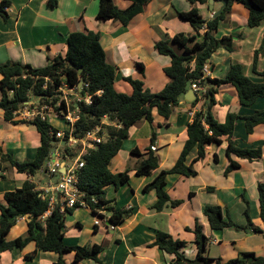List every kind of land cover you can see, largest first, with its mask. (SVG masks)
<instances>
[{"label":"crops","instance_id":"0c3cea01","mask_svg":"<svg viewBox=\"0 0 264 264\" xmlns=\"http://www.w3.org/2000/svg\"><path fill=\"white\" fill-rule=\"evenodd\" d=\"M2 1L9 2V11L7 17L0 14V65L14 62L28 64L36 69L44 68L53 59L66 55L69 34L92 31L100 34L107 62L116 68L115 89L127 95L133 93V87L125 80L126 77L142 80L144 88L151 93H159L170 83L171 79L166 75L165 69L171 65L172 59L159 54L155 44L162 40L170 41L179 34H196L192 25L178 16L179 12L197 8L205 20H210L222 7L218 0H215L212 10L209 2L192 4L188 0H152L143 13L137 15L128 26H123L117 21H102L97 18L101 0H58L57 5H53L50 0H0ZM114 2L120 9H127L131 5L128 0ZM205 12H208L207 16ZM248 19L249 11L245 6L241 3L233 4L219 31L213 35L218 38L232 36L234 50L227 52L220 49L216 52L206 66V77L222 79L233 64H240L245 75L253 82H263L262 76L255 73L253 68L255 52L260 49L264 38V24L250 28ZM170 44L175 52L182 53L179 46ZM257 70L264 72V53L259 55ZM1 79L0 74V81ZM1 98L0 90V100ZM215 99L217 104L212 108V113L220 123L226 121L229 113L244 118L264 112V97L251 106H243L236 88L231 84L222 85ZM203 105V99L194 106L184 96L170 118L160 116L154 109L152 123L142 119L130 128L129 138L123 142L120 152L109 165L112 173L127 171L129 181L119 188L113 185L108 187L106 198L112 201L109 207L115 211L131 209V216L122 224L114 226L109 221L111 213L102 211L101 216H96L89 208H79L73 214H68L72 217L68 222L70 224L65 220L66 245H102L104 251L100 257L105 264H172L174 255L158 247H151L157 233L167 232L173 238L185 241L187 246L183 252L193 260L197 256L198 245L192 230L198 221L210 239L209 245L216 246L214 254L208 246L207 254L210 258L229 261L242 252H253L264 257V222L258 192V184L264 183V124L248 133L245 120L239 119L233 138L239 148H261L262 158L251 162L239 159L234 154L228 157L226 138L220 145H209L205 158L193 166L197 172L195 177L188 178L179 174H169L166 177L165 190L168 195L172 200H183V204L174 209L167 207L161 212L152 210L158 200L157 193L155 190L146 192L144 188L163 169L175 165L188 140V127ZM50 114L53 113H45L47 122ZM16 120V123L7 121L4 111L0 110V157L9 154L21 162L33 160L41 145V135L21 115L18 114ZM53 127L60 130L62 126ZM153 145L156 147L153 152L159 159V167L148 176H138L136 169L141 161L148 158ZM134 149L139 152L133 154ZM195 157L196 153H193L189 164ZM231 161L237 162L239 167L226 175ZM3 166L6 168V179L0 181V202H4L5 193L21 188L26 181L36 184L37 189L49 182L55 183L46 179L43 171L40 172L42 176L37 183L36 176L19 173L9 163H4ZM245 200L249 202L253 224L263 233L256 234L235 227L222 231L211 230L204 215L207 205L221 206L225 218L228 215L237 225L244 226L247 223L244 214L247 206ZM81 212H87L91 216L88 228L84 226L85 221L82 220V223L80 220ZM96 220H100L99 225H96ZM30 221V217L20 218L7 235V240L26 236ZM188 228L191 230H187ZM189 247L191 255L187 253ZM35 250L36 243L30 242L22 250L0 253V264H55L60 258L55 252L38 251L33 261L26 262L24 257ZM63 259L65 264H96L94 260L74 262L75 253L65 254Z\"/></svg>","mask_w":264,"mask_h":264},{"label":"trees","instance_id":"16d2710c","mask_svg":"<svg viewBox=\"0 0 264 264\" xmlns=\"http://www.w3.org/2000/svg\"><path fill=\"white\" fill-rule=\"evenodd\" d=\"M128 1L131 2V5L127 9H120L114 0H101L97 18L102 21H117L123 26H128L137 15L144 12L146 5L152 0ZM188 1L192 4H207L209 2V0ZM227 1V6L221 15L210 20H205L197 8L189 12H179L178 16L189 22L196 34H179L170 41L162 40L155 44V49L159 54L172 59L171 65L165 69V73L171 81L159 93H151L144 88L142 80L132 77H126L125 80L133 87V93L127 95L118 92L114 87L116 68L107 62L100 34L92 31L69 34L66 55L53 59L44 68L36 69L28 64L14 62L0 65V74L2 75L0 110L4 111V118L13 123L17 122V115L33 98L35 101L40 100L39 108L47 106L48 112H60L65 109V101L61 99L59 89L64 84L69 88H76L81 79L84 80L82 91L79 94L84 99L90 96L92 101L90 104L85 101L77 104L79 119L73 126V134L81 137L87 131L102 125L103 131L108 135L97 149L83 157L85 166L79 171L78 187L84 193L88 208L94 215L101 216L100 212L102 211L111 213L109 221L114 226L122 224L131 216V209L115 211L109 207L112 201L106 198L107 188L112 185L119 188L127 184L130 178L127 171L112 173L109 169L110 162L120 152L123 142L129 138L132 126L142 119L152 123L154 109L160 116L166 119L170 118L175 108L180 105L182 98L192 88V84H198L204 88V91L198 94L193 105L196 106L202 99L204 105L195 113L193 121L188 127V140L175 165L169 169H163L144 188L146 192L155 190L157 193L158 200L152 206V210L161 212L167 207L174 209L183 204V200H172L168 195L165 190L166 177L169 174H179L188 178L195 177L197 172L193 166L197 161L205 158L206 148L209 145H220L226 138L228 140L226 150L228 157L234 154L239 159L251 162L262 158L261 148H239L235 145L233 138L236 122L239 119L245 120L248 133H252L256 126L264 124V112H257L244 118L235 113H229L224 123H220L212 113V108L217 104L215 95L222 85H233L243 106H251L259 98L264 97V72L257 70L259 55L264 53V38L260 49L255 52L253 68L255 73L262 76V83H255L247 77L240 64H233L222 79H211L205 76L206 66L216 52L220 49L227 52L234 50L232 36L218 38L213 35L219 31L221 23L231 11L233 4L241 3L249 11L248 26L250 28L264 24V0ZM50 2L53 5L58 4V0H50ZM8 6V1L0 2V14L4 17H7L8 13L5 11V7ZM170 43L179 46L182 53L175 52ZM79 69H83L81 75ZM105 119L113 125L104 124ZM28 122L35 126L41 135V145L37 150L36 157L33 160L21 162L9 154L1 155L0 181L6 179L4 163H9L19 173L36 176L54 153L59 140L51 132H55L57 129L42 120L40 116ZM65 150L66 152L70 151L67 147ZM138 152V149L132 151L133 154ZM193 153H196V157L189 164L190 156ZM215 158L217 159V157ZM158 167L159 159L150 150L148 158L141 161L137 167L136 174L148 176ZM238 167L237 162L231 161L225 174L229 175ZM258 192L261 218L264 222V183L258 184ZM245 202L247 206L244 214L247 223L244 226L237 225L228 215L225 218L221 206L207 205L204 208V215L211 230L222 231L225 228L235 227L256 234L263 233L259 227L253 224L249 202L246 200ZM79 208L69 209L66 214H73ZM48 210V201L40 196L36 184L30 181H26L21 188L15 191L5 193L4 202H0V253L15 249L22 250L30 242H35L36 250L24 257L26 262L33 261L38 251H44L55 252L60 256L55 264H65L63 256L69 253H75L74 262L94 260L96 264H105L100 257L104 251L102 245H66L64 242L66 214L61 213L59 206H56L52 214L42 221L41 218ZM23 217L31 218L27 235L8 241L7 235L17 221ZM192 231L198 245L197 256L193 260L187 258L183 252L187 243L173 238L167 232L159 231L151 247H158L160 250L174 255L175 259L172 264H264V257L257 256L253 252H242L238 257L229 261L210 258L207 254L210 239L205 235L203 226L197 221Z\"/></svg>","mask_w":264,"mask_h":264},{"label":"built area","instance_id":"2783aa9c","mask_svg":"<svg viewBox=\"0 0 264 264\" xmlns=\"http://www.w3.org/2000/svg\"><path fill=\"white\" fill-rule=\"evenodd\" d=\"M5 11L8 13L9 6L5 7ZM192 88L197 94L204 91V88L198 84H192ZM81 91L82 89L80 90L79 87L69 88L64 84L59 89V93H61V99L65 101L66 107L60 112H52L67 123L69 129L51 132L56 139L65 142L66 146L61 147L60 144L57 143L52 157L45 163L42 169L43 173L46 175V179L55 182H49L37 189L40 192V196L49 203V210L42 217V221L52 214L56 206H59L61 213L64 214H66L69 209L77 207L88 208V204L84 199V193H82L78 187L79 171L85 166L83 157L92 150L97 149L98 146L107 139L108 135L103 131L102 125L87 131L81 137H77L73 134V126L79 119L77 104L82 101L90 104L92 101L90 96L84 99V97L79 94ZM39 103L40 100L35 101V99L26 103V106L20 111L19 115L27 121H32L37 116L47 121L45 113L48 112L49 108L44 106L41 108L43 111L38 110ZM105 123L107 125H113V123H109L108 121L104 122V124ZM66 147L70 149L69 152H66ZM150 149L155 151L156 147L153 145ZM64 154H66V157H64ZM95 223L99 225L100 220H96Z\"/></svg>","mask_w":264,"mask_h":264},{"label":"rangeland","instance_id":"374dc122","mask_svg":"<svg viewBox=\"0 0 264 264\" xmlns=\"http://www.w3.org/2000/svg\"><path fill=\"white\" fill-rule=\"evenodd\" d=\"M205 14H206V16L208 15V12H205ZM38 110H41V111H43L41 108H39L38 107ZM51 113H52V111H51ZM57 119H60V120H57ZM48 120H49V124L50 125H53V126H59V127H61V128H59L60 130H67V129H69V125L67 124V123H65L61 118H59V117H57V115H53V114H50L49 116H48ZM59 144H60V146L61 147H65L66 146V143L65 142H63V141H59L58 142ZM134 157H137V156H134ZM41 173L39 172L37 175H36V177H35V180H36V182L37 183H39L38 181L41 179ZM83 209H85V208H83ZM234 213H235V215H236V217L237 218H239V215L237 214V212L236 211H234ZM80 217V220H81V222L82 223H84L83 221H85V223H84V226H85V228H88L89 227V223H90V217L91 216H89V214L87 213V212H81V215L79 216ZM85 218H87V220L85 219ZM230 219H231V217H229ZM72 219V217L70 216V215H66L65 216V220L67 221V223L68 222H70V220ZM235 218H233V220H234ZM83 220V221H82ZM68 224H70V223H68ZM69 226V225H68ZM215 249H216V246H214V245H212V244H210L209 245V250H213L212 252V254H214V252H215ZM187 253L189 254V255H191L192 254V250H191V247H189L188 248V250H187ZM211 254V255H212ZM213 256V255H212Z\"/></svg>","mask_w":264,"mask_h":264},{"label":"water","instance_id":"95a60500","mask_svg":"<svg viewBox=\"0 0 264 264\" xmlns=\"http://www.w3.org/2000/svg\"><path fill=\"white\" fill-rule=\"evenodd\" d=\"M218 1L222 4V7H221V9L219 11H217L213 15V18H216L219 15H221V13L223 12V10L225 9V7L227 6V3H228L227 0H218ZM214 2H215V0H209L211 10L213 9ZM82 72H83V69H79V74L80 75L82 74ZM83 85H84V80L81 79V81H80V83L78 85L80 90L82 89ZM185 98H186L187 102L192 103L195 100H197L198 94L194 90H189L188 93L185 95Z\"/></svg>","mask_w":264,"mask_h":264}]
</instances>
